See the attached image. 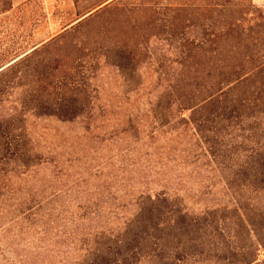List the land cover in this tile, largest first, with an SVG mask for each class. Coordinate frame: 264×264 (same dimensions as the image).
<instances>
[{"label":"rangeland","instance_id":"rangeland-1","mask_svg":"<svg viewBox=\"0 0 264 264\" xmlns=\"http://www.w3.org/2000/svg\"><path fill=\"white\" fill-rule=\"evenodd\" d=\"M99 1L11 0L10 8L0 13V71H5L0 85H8L0 96V115L18 114L8 129L15 144L7 157L13 152L11 159L23 154L26 160L22 166L0 162V264H73L80 236L114 231L137 199L144 200L140 193H153L163 184L169 193L178 190L182 201L176 203L190 214L227 202L212 172L210 193L201 194L205 177L199 171L184 173L180 181L175 177L178 164L168 157L174 149H184L186 138H174L167 126L163 131L159 118L153 123L150 108L160 87L187 85L191 78L187 67L192 58L180 63L179 42L185 40L186 49L199 35L196 26L225 24L228 10L209 13L207 0H115L70 30L111 0L95 7ZM227 9L244 36L264 42L258 31L264 25V0H236ZM120 43L136 47L134 57L114 49ZM35 48L27 61L5 69ZM41 60H51V67L42 66ZM194 60L199 68L207 64L205 57ZM27 85H82L88 108L70 121L22 112ZM240 233L227 259L208 252L201 264H238L245 236ZM193 235L201 241L195 247L210 249L207 243L213 237L205 241L195 229ZM263 260L262 252L251 264ZM183 263L199 264V257Z\"/></svg>","mask_w":264,"mask_h":264},{"label":"trees","instance_id":"trees-1","mask_svg":"<svg viewBox=\"0 0 264 264\" xmlns=\"http://www.w3.org/2000/svg\"><path fill=\"white\" fill-rule=\"evenodd\" d=\"M114 2L105 3L70 30ZM235 2L207 0L209 13L228 10L229 21L215 28L211 23L196 26L199 35L188 41L186 49L185 40L179 42L180 63L192 58L187 67L191 78L187 77V85L160 87L151 103L154 108H150L153 123L159 118L158 125L163 131L167 126L175 133L174 138H186L182 142L184 149L179 152L174 149L172 157H168L178 164L179 173L175 177L180 181L184 173L201 172L205 177L200 181L201 194L211 192L215 177L222 184L227 202L204 208L200 214H190L176 203L182 201L178 190L169 193L165 184L153 189V193L142 192L139 197L144 200L137 199L135 208L114 231L107 234L101 229L79 237V255L73 264H184L183 261L193 256L199 257L201 264L208 252L220 253L227 259L228 252L239 242L240 230L245 236L238 248V264H251L259 253H264V42L244 36L242 25L227 9ZM101 3L102 0L95 7ZM10 6L11 0H0V13ZM258 31L264 33V25ZM135 48L127 47L126 43L114 47L133 57ZM37 51L33 49L5 69L19 66ZM234 56L236 60L228 62ZM196 57H205L207 64L197 67ZM39 63L51 67L52 61ZM39 65L35 67L38 73ZM4 73L1 70L0 76ZM7 86L0 85V96ZM82 88V85H27L20 101L21 111L70 121L88 108ZM129 88L132 90L134 85ZM17 117V113L0 115V162L12 160L22 166L26 162L23 154L11 159L12 152L7 157L9 147L15 144L8 138V129ZM194 229L204 234L205 241L213 237L214 241L207 243L212 251L194 246L201 242L194 237ZM183 235L187 238L182 239Z\"/></svg>","mask_w":264,"mask_h":264}]
</instances>
